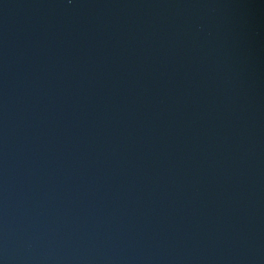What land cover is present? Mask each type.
<instances>
[{
    "label": "water",
    "instance_id": "1",
    "mask_svg": "<svg viewBox=\"0 0 264 264\" xmlns=\"http://www.w3.org/2000/svg\"><path fill=\"white\" fill-rule=\"evenodd\" d=\"M0 264H264V0H0Z\"/></svg>",
    "mask_w": 264,
    "mask_h": 264
}]
</instances>
